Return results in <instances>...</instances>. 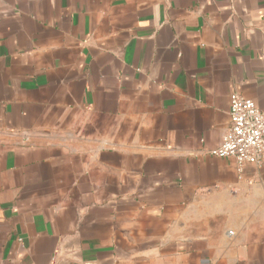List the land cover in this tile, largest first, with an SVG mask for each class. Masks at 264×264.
I'll return each mask as SVG.
<instances>
[{
	"label": "crops",
	"instance_id": "1",
	"mask_svg": "<svg viewBox=\"0 0 264 264\" xmlns=\"http://www.w3.org/2000/svg\"><path fill=\"white\" fill-rule=\"evenodd\" d=\"M264 0H0V264H264Z\"/></svg>",
	"mask_w": 264,
	"mask_h": 264
},
{
	"label": "built area",
	"instance_id": "2",
	"mask_svg": "<svg viewBox=\"0 0 264 264\" xmlns=\"http://www.w3.org/2000/svg\"><path fill=\"white\" fill-rule=\"evenodd\" d=\"M230 102V125L211 153L234 159L240 171L247 164L260 166L264 162V110L239 92L230 95Z\"/></svg>",
	"mask_w": 264,
	"mask_h": 264
}]
</instances>
